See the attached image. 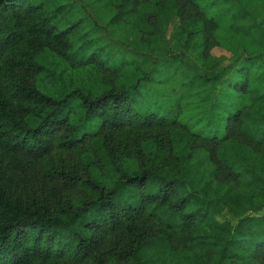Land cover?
<instances>
[{
    "label": "trees",
    "instance_id": "obj_1",
    "mask_svg": "<svg viewBox=\"0 0 264 264\" xmlns=\"http://www.w3.org/2000/svg\"><path fill=\"white\" fill-rule=\"evenodd\" d=\"M0 264H264V0H0Z\"/></svg>",
    "mask_w": 264,
    "mask_h": 264
},
{
    "label": "rangeland",
    "instance_id": "obj_2",
    "mask_svg": "<svg viewBox=\"0 0 264 264\" xmlns=\"http://www.w3.org/2000/svg\"><path fill=\"white\" fill-rule=\"evenodd\" d=\"M176 22H177V20L174 19V20L172 21L173 26H171V27H174L175 24H176ZM171 30H172V28L169 30L168 35H170V31H171ZM212 53H213L214 55H220V54H225V55H227V52H225L223 49H220V48H217V47H214V48L212 49Z\"/></svg>",
    "mask_w": 264,
    "mask_h": 264
}]
</instances>
